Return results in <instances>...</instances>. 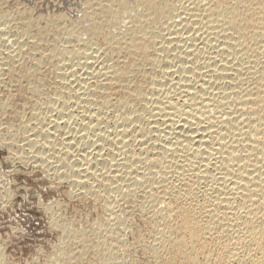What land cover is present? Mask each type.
Listing matches in <instances>:
<instances>
[{
    "label": "bare ground",
    "instance_id": "bare-ground-1",
    "mask_svg": "<svg viewBox=\"0 0 264 264\" xmlns=\"http://www.w3.org/2000/svg\"><path fill=\"white\" fill-rule=\"evenodd\" d=\"M98 1L96 0L97 3H100L98 8H95L97 4L94 3L95 7H93L98 10L96 12L100 11L97 15L100 18L96 17L100 23L98 27L97 24L96 27L94 26V31L102 34V46L107 49L106 52L110 51L109 54L115 55V58L108 55L112 60L114 59L113 61L106 56V60L105 57L101 60L98 56L100 46L96 50L95 47H92L94 48L92 50L90 48L92 44L88 43V38L86 42L78 36L79 31L75 24H68V27L63 24L65 27H62L59 26L60 23H55L54 18L46 20L47 22L44 20L45 26L50 28L52 24L54 25L51 30L57 29L58 32H65V40L85 42L82 48L70 47V49H65L63 45L59 44V49L51 50L52 52L46 55H44L46 51L43 50L44 53L40 56L52 59V61L59 58L60 60L56 62L72 61V59L82 60V63L78 62L81 70L76 68L77 71H75L71 70L73 67H70L71 69L68 67L70 70L67 68L66 72L72 73L70 79L72 78L74 84L68 85L71 86V90H73V86L75 88V98H78L75 105H78V108L82 106L84 109L79 114H76L75 111L80 121L79 123L74 122L77 126L63 128L62 134L67 145L73 143L71 141L69 144L70 137L71 140H83L82 137H86L88 132L91 133L93 139L87 142L83 141L87 143L85 147L79 145L82 148L78 147L79 150L76 153L80 162L78 166L76 161L70 160L73 158L69 159L63 152L71 145H65L66 143L64 144L62 140L65 149L61 150L64 154L52 156L53 154L48 153L50 156L45 155L48 158L41 162L46 167L57 162L58 168L65 169V171L69 169L68 174H62V176H65V179L74 178L72 184L75 187L89 184V187L86 186L88 188L86 191L95 197L102 193L108 195L121 185L126 187V195L137 193L138 191L135 190L139 189V186L143 187L144 184H147L154 192L156 191L151 198V204L154 207L153 216L155 217L156 214L160 222H158L159 225L155 224L158 226L156 229L153 227L155 229V244L153 243V245L155 246L150 248L154 254L151 255L156 259L157 257H167V261L175 264H264V0H136L135 8L141 11L136 10L138 15L133 13L134 18L132 14V18L129 13L128 15L127 13L123 14L127 10V0H119L118 3L114 0L116 4H113L112 0ZM90 3L92 2H89L88 5ZM84 4L87 6V3ZM87 9H91V5ZM93 13L95 11L92 12V15ZM116 13H118V17H115ZM30 17L26 15L24 18L25 28L27 24L33 23L38 18H34V20ZM126 18H129L130 21L127 22ZM59 19L61 22L64 21L62 18ZM125 22L128 26H125ZM156 24H159L158 27L161 30L166 31H162L165 36L160 34L159 30L158 33ZM89 26L91 25L89 24ZM12 36L15 35L12 34ZM89 41L92 42L91 39ZM38 43L36 41L33 46H30L33 49L32 52L38 48ZM77 45L79 46V44ZM159 51L165 58V66L162 65L163 71L160 69L159 80H153L151 77L153 81L150 82V75H147L149 73L147 69L145 70V66L148 65L151 67L150 69L156 66V52ZM96 52L99 53L96 54ZM163 56L159 57L163 58ZM0 59L2 61V56ZM64 63L67 65L68 62ZM7 65L10 66L9 63ZM55 65L53 64V68L56 67ZM141 73H144L142 78L135 81L134 78ZM55 75L63 79L65 73L60 71ZM65 76L64 80H66ZM148 81L150 82L148 86H151L146 94ZM1 84L3 85V83ZM69 86L65 85L63 89H69ZM37 89H39L38 86ZM120 89L123 90L122 97L111 96L112 94L115 96L116 91ZM36 90L34 89V92ZM58 91L56 90V92ZM53 92L55 93V89ZM55 95L56 93L53 94V96ZM54 102L50 100L51 105ZM2 103L0 102L1 111L6 104ZM61 103L63 104V102ZM111 106L115 109L118 108L121 116L118 119L120 120L117 124L118 129L109 133L111 130H106V127L103 126L100 127V123L104 112ZM61 107L63 110L66 106L63 104ZM51 109L53 110V108ZM72 109L68 112L65 111L66 115H72ZM75 114L72 116L73 118L76 117ZM57 115L55 114L56 117H58ZM34 116L36 119L38 118L36 113ZM68 119L66 117V120ZM54 123L56 125L50 124L57 127L58 121ZM37 124L36 126H38ZM102 125L106 126L107 124ZM53 126L49 127L52 129ZM42 127L44 128V126ZM54 130L52 129L53 133ZM39 131L36 134H42L41 138L47 144L48 151H53L52 142L48 140V134L52 132L49 133V130ZM109 134L113 138H109ZM1 139L3 140V138ZM37 140L32 138L29 142L26 141L29 151L30 149L40 150L43 146L41 145L39 148ZM43 141L41 143H44ZM108 141L115 144H112L115 146V149L112 148L115 151L108 150L102 153L104 148L101 144ZM90 144L91 146L87 147ZM86 147L91 148L87 149ZM31 151L30 153L35 155L36 152ZM42 152L44 151L42 150ZM26 157L28 158V155ZM30 157L28 159H32ZM52 157L56 159L55 162L52 164L49 161L48 163V159ZM35 161L33 162L35 163ZM69 161L76 164L71 165ZM98 168L100 170H97ZM99 175L101 177H96ZM98 180L99 183H95L96 186L91 184ZM144 186L146 187V185ZM145 187L144 191L147 188L150 189L149 187L145 189ZM82 189L84 188L82 187ZM77 190L79 189L77 188ZM145 194L148 195V193ZM52 205L50 204L48 208L56 212L54 211L56 206ZM156 220L158 221V219ZM101 221L94 224L92 222V231L94 230L95 233L88 230L90 235L91 233L92 236L95 234L96 239L94 240L88 236V228H79V226L73 228L65 226V224L64 227L61 226L63 228L61 229L64 233L68 232L69 237L75 238L80 244V248L82 246L86 248L88 245L93 248H90L94 251H92L93 253L102 256L97 263L94 262L95 264H110V259L114 258L111 256L112 252L109 253L111 250L106 249L107 244L102 241L101 234L111 231L115 234L117 228L112 227L115 224L110 223L111 221L109 223H105V220V222ZM57 225L60 224L55 223V226ZM61 251L63 252L64 249ZM69 252L67 250L66 253L70 254ZM60 253L58 252V254ZM64 253L62 254L63 258ZM71 256L69 255V259ZM65 257L68 258V256ZM69 259H66L67 262Z\"/></svg>",
    "mask_w": 264,
    "mask_h": 264
},
{
    "label": "rangeland",
    "instance_id": "rangeland-1",
    "mask_svg": "<svg viewBox=\"0 0 264 264\" xmlns=\"http://www.w3.org/2000/svg\"><path fill=\"white\" fill-rule=\"evenodd\" d=\"M87 1H89V0H0V25H1L0 26V31H1L0 32V58L2 56V61L0 59V62H1L0 63V67H1L0 70L2 71V72L0 71V82L3 83V85L0 83V102L6 103V104H4V108H3L4 110L3 109H2V111L0 110V122H2V123H0V131H1L0 132V136H1L0 137V140H1L0 141V264H63L65 261H66L65 264H92V263L95 264L99 261L98 259L102 256H100L97 253H93L94 252L92 250L93 248L88 247V245L86 246V248L84 246H82L83 248L82 247L80 248V244L77 242V240L75 238L69 237L68 232L66 233V231H65V233H64V231L62 230L63 228L61 226L64 227L65 224H66L65 226H70L73 228H76L79 226V228L80 227L86 228V229L88 228L87 231L88 230L92 231L91 226L94 223H99V221H101V219H102V221L105 220L106 221V222L104 221L105 223H109L111 221L110 223H113L116 225V226L114 225L112 227L117 228V229L115 228L116 229L115 234L112 231L110 232L111 234L109 232L108 233L106 232L107 234L104 232L106 235L102 232L101 236L103 237V239L100 237L102 239V241L107 244V247H106V245L103 243L105 245L106 249L108 248L109 251L111 250L110 252L109 251L108 252L109 253L112 252L111 256L114 259H110L112 262V263L110 262V264H175V263L167 261V259H166L167 257H165V258H162V257L158 258L157 257V259H156L155 256H153L154 255L153 252H151L152 249L150 250L151 246H155V245H153V243L155 244L154 230L158 227L155 224L159 225L158 222H160V221H159V218H157L156 214H155V217L153 216L154 215V213H153L154 207L151 204V198H153L156 191L154 192L153 189H151L149 186H147V184H144V185H146V187H149L150 189L147 188V190L144 191L145 186L144 185H143V187L139 186V189L137 188V190H135L138 192L137 193L134 192L131 195H126V191H125L126 187L121 185L120 187L118 186V189L113 190L112 193L110 192L108 195H107V193H105V195H103L104 193H102L101 195L99 194V195H96V197H95L93 194H90L86 191V190H88L87 187H89V184H87L88 186L86 184L81 185L80 186L81 188L75 187L72 184L73 183L72 180H74V178L68 177V179H65L66 177L62 176V174L63 175L68 174L67 172H69L70 170L66 169V171H65V169L58 168V163L57 162L54 163L55 162L54 160H56L55 158L52 157L53 159L52 158L48 159V163H49V161H50V163L52 162V164L54 163V165L50 166L52 169L50 167L44 166V163L41 162V160H43V162H44V160L46 158H48L47 156L49 154L50 155L53 154L52 156H57V155L59 156L61 154L66 153L67 157H69V159L73 158L70 160L76 161L77 166H78V163L80 164L79 157L76 154L78 152L77 150H79L78 147H80V148L85 147L87 143H84V142L85 141L87 142V141H90L93 139V136H91L90 132H88V135L86 134L87 135L86 137L85 136L82 137L83 140L82 139L71 140V137H70L69 138V140H70L69 144L71 141H73V143H74V144L73 143L70 144L71 145V147H69L70 150H69V148L67 150H63L64 153L61 150V149H65L64 147H65V145H67V143L64 142V140H63V134H62L63 128L64 129H65V127L75 128V126H77L75 123L80 122L76 114L77 113L79 114V112L81 110L83 111V109H84L82 106H80V108H78L77 107L78 105L77 106L75 105L78 101L77 100L78 98H75L76 93L74 92V89H75L74 86H73V90H71V86L74 84L72 82V78L70 79V77L72 76L71 75L72 73L66 72V71H68V69L70 67H73L72 69L71 68L70 69L75 70V71H77V69H80L81 66L79 67L78 62L80 63V61H81V63H82V60L76 58V59H78V61L72 59V61L71 60L70 61L61 60L60 62H56V61H59L60 59L58 58L57 60L52 61V59L51 60L48 58L45 59L44 56H40L45 51L46 52L44 53V55L48 54L49 52H52L51 50L55 51L57 48L59 49L60 46H62V45L65 49H70V47H81L82 48L83 45L85 44V42H83V41L87 42L86 39L88 38V43L92 44V46L90 47L92 50L94 49L92 47H95V50H96V49H99L98 46H100V51L97 50L100 53L96 52V54L99 53L98 56L101 60H102V58L104 59L105 56L108 57V55L112 58H115L114 54H109L111 52L110 51L106 52L107 49H105V47L102 46V43H103L102 34L96 33L97 31H94L95 27L96 26L98 27L99 23H100V20L98 21V18H100V16H97V15H99L100 11L96 12L98 10H95V8H98L97 6L100 3H97L96 0H95V2H94V0L89 1L92 3H90L91 9L88 10L87 7L90 5H88L89 2H87ZM117 1H119V0H115L116 3H118ZM98 2H100V0ZM115 2H114V0H112L113 4ZM134 2H136V0H127V2H126L127 10L125 11V13L123 12V14L127 13V15H128V13H129L130 14L129 16H131V14L133 16L136 13V16L138 15V11L140 12L141 10L135 8L136 4ZM84 3H87V6ZM93 3L95 5L97 4L96 7ZM101 5H103V4H101ZM133 7H134V9H133ZM136 10H138V11H136ZM94 11L96 14L93 13V15H92V12H94ZM2 15H4V16H2ZM26 15H29V17L31 15V17H30L31 19H34L37 17L38 18H37V20L34 19L35 21L33 23L27 24L26 28H25L23 22H25L24 18L26 17ZM42 16H44V17H42ZM46 16H49V17H46ZM118 16H119L118 13H116L115 17H118ZM132 16H131V18H132ZM58 17L62 18V21L63 20L64 21L61 22ZM96 17H98V18L96 19ZM134 17H135V15L133 16V18ZM53 18H54L56 24L62 23V25L59 24V26H62V27L63 26L65 27V25H67L66 27H68V24L69 25L75 24V27L79 31V33H77V34L79 37H82L81 39H83V41L73 40L74 41L73 42L72 39H70V41H69V39L65 40V38H64L66 35L65 32H63V33H62V31L58 32V31H56L57 29L51 30V28L53 29V27H54L53 24H52V26L49 25V26H51L50 28L45 26L46 25L45 21L48 19L52 20ZM126 21L129 22L130 21L129 18L128 19L126 18ZM127 22H125V26H128V25H126ZM63 24H65V25H63ZM89 24L91 26H89ZM14 25L16 26V28ZM156 25H157V26H155V27H157L156 30L157 31L159 30L160 34L164 35L165 33H163V32H166V31L161 30L158 27L159 24H156ZM84 29H85V31H84ZM55 31L57 32V35H55V33H56ZM159 31H158V33H159ZM1 33L3 34V36ZM58 33H59V35H58ZM12 34L15 36H12ZM96 34H99V35H96ZM32 35H33V38H32ZM8 37H9V39H8ZM37 37L39 40L41 39L40 40L41 42L37 39ZM79 37H78V39H79ZM55 38L57 39L56 41H55ZM58 38L60 39V41ZM63 38H64V40L62 41ZM53 39H54V42H53ZM90 39L92 42L94 41L95 44H93L94 42L93 43L90 42L89 41ZM5 40H6V42H5ZM10 40H12L13 42L12 41L10 42ZM36 41H37V43L39 42L37 44L38 48H36L35 51L32 52L33 49H32V47L30 48V46H33V44ZM64 41H66V42H64ZM67 41H69V42H67ZM22 42H24V43H22ZM80 42H82V43H80ZM68 43H69V45H68ZM59 44H61V45L58 46ZM71 44H73V45H71ZM77 44H79V46ZM5 46L8 48V50H6L7 48ZM16 47H18V48H16ZM63 47H61L62 50H63ZM42 48H44V49H42ZM102 48H104V49H102ZM17 49H19L18 50L19 54H18V52H16ZM28 49L31 51L28 52L29 51ZM41 49H42V51H41ZM22 50H23V52H22ZM43 50H44V52H43ZM104 50H105V52H104ZM160 52L161 51L156 52V54H157L156 58L158 61V63L156 61V66H158V64H159L158 67L155 66L157 68V70L155 67H152V69H150L151 67H148V65L145 66V70L147 69V72L149 73L147 75H150V79H149L150 82L152 79L153 80H159V77L161 76V73H159L160 69H161V71H163V69H164L163 66H165V58H164L162 52L161 53ZM26 53H27V55H26ZM159 56H161V57L163 56V58H161ZM36 57L37 58L39 57L40 59L39 58L37 59ZM106 57H105V60H106ZM110 57H108V58L112 60V58H110ZM158 57H159V59H158ZM8 58H10V59H8ZM35 58H36V60H35ZM100 59H99V62L101 61ZM109 59H108V62L110 61ZM3 60H4L5 65L3 64ZM32 60H33V62H32ZM38 60H40V61H38ZM49 60L52 61L53 63L50 62ZM76 61H77V63H75ZM40 62H41V64L39 65ZM64 62H68L70 65L72 64V66H70V65L68 66V63H67V65H65L66 63H64ZM7 63H9L11 67L9 65H7ZM63 63L66 67L63 65ZM36 64H37V66H36ZM53 64H56L55 65L56 67L57 66L58 67L60 66V67L56 68L54 66L55 68H53ZM49 66L51 67V69ZM36 67H37V69H36ZM159 67H161V68H159ZM39 68H40V70H39ZM148 69L150 70V72ZM154 69H155V71H153ZM60 71L65 73V75L68 74V76L64 75L66 80H64V76H63V79H60L58 75H55V74H58ZM49 74H51V75H49ZM143 74L144 73H141V75L136 76L134 78V80L136 81L138 79L137 81H139L142 78ZM155 76H158V77H155ZM151 77H152V79H151ZM154 78H156V79H154ZM41 80H42V82H41ZM67 81H68V83H67ZM69 81H71L72 83L71 82L69 83ZM149 81L147 82V85H146V89H147L146 94H148L147 91L150 90L149 87L151 86V85L148 86L150 83ZM64 82H66L67 84ZM63 84H65L66 87L69 86L68 84H70L71 86H69V89L68 88L63 89L65 86ZM37 86L39 87V89H37ZM58 86H60V87H58ZM32 88H33V90H32ZM34 89L35 90L37 89V90L34 92ZM54 89H55V93H56L55 96L58 95L60 97L53 96V94H55L53 92ZM51 90H53V91H51ZM56 90L60 91V92L58 91L59 94H57L58 92H56ZM122 92H123V90L120 89V90L116 91L115 96L113 94L111 96L112 97H118V98L122 97L124 95ZM62 95H64V96H62ZM68 95H69V97H68ZM65 96H67L68 98ZM6 97H8V98H6ZM52 97H53V100H52ZM4 99H6V100L4 101ZM46 99H47V101H46ZM49 99L51 100V102L55 101L56 103L54 102V104L52 103V105H51ZM75 99H76V101H75ZM20 101H21V103H20ZM61 102H63V104L66 106L65 108L63 107L65 110L64 109L62 110L61 106H63V104ZM48 103H49V106H48ZM8 104H9V106H7ZM70 104H71V106H69ZM21 105L23 106V108ZM56 105H57V107H56ZM74 105H75V107H74ZM112 107L113 106L109 107V109H107V111L104 112V116L102 117V119H101L102 121L100 123L101 124L100 127L103 126L104 128L106 127L105 128L106 130H109V131L111 130L110 132L108 131L109 133L114 131V129H118L117 124L120 121L118 119L121 116L120 110L118 108L115 109L114 107L113 108ZM49 108H50V111H49ZM51 108H53V110ZM14 109H16V110H14ZM43 109H44V111H43ZM55 109L58 112L60 111L59 113H61V112L62 113L61 114L57 113L55 111ZM71 109L73 110V114L69 115V116L66 115L65 111L68 112ZM39 111L41 112V114ZM75 111H76V114H75ZM82 111L80 113H82ZM117 112H118V114H117ZM31 113L33 115L36 113V115H38V118L36 119L35 116L33 117V115H30ZM55 114L56 115L58 114L57 116L60 118L56 117ZM74 114L76 115L77 118L75 116H74V118L72 117ZM42 115H44V116H42ZM105 115H106V117H105ZM113 115H114V117H113ZM51 116L53 118L54 117L55 118L53 119ZM66 117L69 119L66 120ZM33 118H34V121H33ZM115 118H116V120H115ZM42 119H43V121H42ZM50 119H51L50 123L55 124L54 122L58 121L59 125L57 124V127L56 126L54 127L53 124L49 123ZM61 119H62V122H61ZM37 120L38 121L40 120V121L38 122ZM53 120H55V121L53 122ZM76 120H78V121H76ZM104 120H108V121H104ZM63 122H64V125H63ZM70 123H72V124H70ZM36 124L38 126H36ZM61 124L63 127L61 126ZM102 124H105V125L107 124V125L104 126ZM15 126H17V127H15ZM22 126H25V127H22ZM42 126H44L45 129ZM49 126H53L52 129L54 130V128H55L56 132L54 130V133H53L51 127H49ZM59 126L62 127L61 130H59V128H60ZM107 126L110 127L111 129L108 128ZM9 127H10V129H9ZM21 128L22 129L24 128V130H22ZM32 129H33V131H32ZM26 130H27V132H26ZM35 130H36V132H35ZM38 130H40L39 132H42L45 130L46 131L49 130L48 131L49 133L52 132L51 134H48L49 135L48 140H49V142H52L51 146L53 147V151H48L47 144H45V142L42 140L43 138H41V136L43 137V135L42 134H40V135L36 134L38 132ZM66 130H67V128H66ZM66 130H64V131H66ZM57 131L59 134L57 133ZM30 132H32L33 134ZM56 134H58L59 136ZM92 134H93V132H92ZM28 137H30V138H28ZM84 137L87 139H85ZM108 137L113 138L112 135H110ZM1 138H3V140ZM6 138H7V140H6ZM16 138H18V139H16ZM32 138H34L35 140H37V138H38L37 141L39 143V145H38L39 148L41 145H43L40 148V150L37 149L36 151H34L33 149H30V151L32 150L36 153L38 152L37 155H36V153H35V155L33 153H30V151L27 147L28 145H26L27 142H29L30 139H32ZM88 138H89V140H88ZM41 140L44 143H41L42 142ZM61 140L63 141L64 144L65 143L66 144L64 145ZM74 141L75 142L79 141V142H76V144H75ZM24 142H25V144H24ZM60 142L63 144V147H61L62 144ZM55 143L56 144L58 143V144L56 145ZM106 143H107L108 147H107ZM109 143H110V141L101 144L102 147L104 148L102 150V153H105L108 150L110 151V150L115 149L114 148L115 146H113L115 144L110 143L111 145L113 144L111 146ZM21 145H22V147H20ZM23 145H25V146H23ZM70 145H67V146H70ZM73 145H74V147H73ZM75 145H76V147H75ZM79 145H81L82 147ZM109 145H110V147H109ZM89 146H91V144L88 145L87 147H89ZM90 148H87V149H90ZM27 149H28V151H27ZM41 149L44 152H42ZM98 149H99V147H98ZM59 150H60V152H59ZM24 151H26V152H24ZM113 151H115V150H113ZM40 152H42V153H40ZM88 152H91V151H88ZM100 152L101 151L99 149V153ZM54 153H55V155H54ZM27 155H28V158L31 156L32 159H28L26 157ZM45 155H47V156H45ZM20 156H22V157H20ZM36 156H38L39 159H37L38 157H36ZM19 157H20V159H19ZM33 159L36 160L35 163L33 162L34 161ZM71 161H69L71 165L76 164L74 162L72 164ZM44 170L46 173L44 172ZM97 170H100V169L98 168ZM101 171L103 172L104 170H101ZM102 175H105V174H102ZM57 176L59 178H56ZM61 177H63L64 179ZM96 177H101V176L99 175ZM99 179H101V178H99ZM90 182H92V181H90ZM97 182L99 183V180L95 181V182L93 181V183H91V184L92 185L94 184L93 186H96V184H98ZM82 187L84 189H82ZM146 187H145V189H146ZM77 188L79 190H77ZM80 189H82V190H80ZM114 191H116L117 193H115ZM145 193H148V195ZM149 193L150 194L152 193V194L150 195ZM121 194H123L124 196L123 195L121 196ZM85 195H86V197H85ZM141 195H143V196H141ZM144 196H145V198H144ZM120 197H121V199H120ZM131 197H133V198H131ZM120 201H121V203H120ZM50 204L51 205L53 204L52 205L53 207L56 206V208H54V211H56V212H53L52 209L50 210V208H48L50 206ZM148 204H149V207H148ZM102 208H103V210H102ZM98 215H100V216H98ZM105 216H107V217H105ZM104 217L106 219H108L109 221L106 220ZM156 219H158V221ZM92 222H93V224H92ZM55 223H58L60 225L55 226ZM153 227H155V229ZM113 231H114V229H113ZM92 232L95 233L94 230ZM87 234L90 237V239H92V240L96 239L95 234H93L95 237L92 236V233L90 235L89 231L87 232ZM63 236H64V238H63ZM113 236H116V237L113 238ZM140 236H141V238H140ZM100 238H99V240H100ZM115 238H117V239H115ZM108 241L110 244L108 243ZM108 245H110L109 247H112V248H109ZM87 247H88V249H87ZM65 248L68 250V252L70 249L73 251L70 250V252H69L70 254H68V253H66L67 250ZM90 248H92V249H90ZM60 249L61 250L64 249V251L67 255L64 253V251L62 252ZM78 249H79V251H78ZM60 251H61V253H60ZM58 252L60 254H58ZM63 253H64V258L62 256ZM151 254H153V255H151ZM69 255L70 256L72 255L70 259H69ZM60 256H62V257H60ZM65 256H68V258H66ZM58 257H60L61 259ZM112 257H109V258H112ZM152 257H153V259H152ZM57 259H59V260H57ZM66 259H69L68 262ZM116 259H118L119 261ZM61 260H62V263H61Z\"/></svg>",
    "mask_w": 264,
    "mask_h": 264
}]
</instances>
